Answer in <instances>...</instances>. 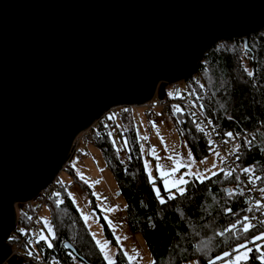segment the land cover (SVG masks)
Returning <instances> with one entry per match:
<instances>
[{
  "label": "water",
  "instance_id": "95a60500",
  "mask_svg": "<svg viewBox=\"0 0 264 264\" xmlns=\"http://www.w3.org/2000/svg\"><path fill=\"white\" fill-rule=\"evenodd\" d=\"M263 27L264 0H0V264H22L15 205L53 182L79 132L162 100L218 40L247 51Z\"/></svg>",
  "mask_w": 264,
  "mask_h": 264
},
{
  "label": "trees",
  "instance_id": "16d2710c",
  "mask_svg": "<svg viewBox=\"0 0 264 264\" xmlns=\"http://www.w3.org/2000/svg\"><path fill=\"white\" fill-rule=\"evenodd\" d=\"M245 69L253 75L250 77ZM195 77L200 83H194L192 78L186 81L190 100L211 121L219 135L226 136L225 133L229 132L233 136L253 133L250 147L238 149L235 158L241 169L252 168L254 176L261 177L255 184L258 189L264 188V27L255 36L248 37L247 51L243 49L241 40H218L197 64ZM164 98L167 100L166 93ZM180 109L183 114H174V109L169 110L175 132L187 143L193 158L200 160L210 153L209 147L184 108ZM110 116L114 118L109 119ZM109 117L95 123L90 144L100 152L111 172L118 193L126 203L127 226L132 233L141 236L152 262L183 264L194 260L196 264H208V260L215 256L225 251L231 252L240 243H247L253 249L249 253L248 264H260L255 245L248 241L264 228L258 225L247 234L240 232L239 224L245 216H250V211L249 200L237 189L235 176L225 178L218 171L217 175H212L203 183L191 178L187 180L189 184L184 185L187 189L185 195L181 196L173 190L176 199L161 205L143 172L131 107H124L121 114ZM112 129L116 130L122 142L126 154L124 162L118 161L109 140L108 131ZM125 140L127 148L124 146ZM158 185L161 196L167 200L168 193L159 182ZM63 190L59 207L57 198H51L46 203L49 226L56 234L54 240L48 237L53 247L49 249L44 241H40L25 244L23 249L52 264H73V261L106 264ZM229 190L236 194L229 195ZM29 214L27 210L17 209L15 231L25 227ZM233 223H237L236 229L223 236L217 235ZM104 229L109 243L115 246L109 231ZM65 242L71 246L74 254L63 246ZM257 243L264 244V241ZM8 244H11L10 239ZM226 261L230 264V258ZM115 262L128 264L119 250ZM222 262L217 261L216 264Z\"/></svg>",
  "mask_w": 264,
  "mask_h": 264
},
{
  "label": "rangeland",
  "instance_id": "374dc122",
  "mask_svg": "<svg viewBox=\"0 0 264 264\" xmlns=\"http://www.w3.org/2000/svg\"><path fill=\"white\" fill-rule=\"evenodd\" d=\"M177 85V91L173 90L172 85L166 86L165 91L167 100L181 98L182 93H185L188 100L190 101L191 97L189 89L186 85V81L178 82ZM156 101L157 100L155 99V97H153L151 100L152 104H154ZM145 111L146 107L144 106L131 107V114L136 138L138 141L142 142V145L140 146V155L141 148L143 147V155H141V164L147 181L148 176L145 173L144 169L145 161H148L152 171V175L154 177H156L157 175L155 170V165L157 161L153 159L151 155L148 154L149 150L152 148H155L156 154H158L162 158L160 160V163L165 168H170L173 163V161H169L168 159H166V157L169 155L173 157H178L182 164L187 166L181 167L180 171L176 173L175 178H179L180 175H184L185 180H189L191 178L195 179V177L192 175L193 173L199 174L203 177H211L213 172L217 173L219 171L218 163L216 162L214 153L210 152L207 156L200 160H195L192 156V160L189 161L188 154L190 152V149L187 143L178 136L177 132H175L174 124L172 123V121L164 123L160 120L159 108H151L148 114H145ZM153 123L156 125L155 128L153 127ZM157 131L159 132V136L157 135ZM110 132L112 133L111 137L109 136ZM108 137L114 151L116 153L122 152V142L119 136L117 135L115 129L108 131ZM143 137H147V139H142ZM161 138H163V143H161ZM81 155H87L88 159H82L80 157ZM201 161H204V163H201ZM214 164L215 167H213ZM101 169L103 171H101ZM81 175H83V177L88 181V183H85V181L80 178ZM95 181H99V183H94ZM68 182L73 183V188L69 190H63L65 196L70 200V202L74 206L95 246L96 243L93 240L92 234H96V239L102 241L108 240L104 232L105 227L112 236V239L115 244V246H112L109 243V247L107 249L108 254L112 256L114 261L117 251H120L122 247L124 251H127L130 255H134L133 249H135L136 252L139 253V257L136 259V261H134L136 264L152 263V257L147 247L145 246L141 236L137 233H132L129 230L126 223L125 200L122 198L121 195H119L117 184L111 172L105 166L100 152L91 144L83 142L79 143L76 146L74 152L67 158V161L65 162L62 170L57 173L54 179V183L56 186L60 185L64 187ZM158 182L160 183V186L163 189V184L161 183V181L159 180ZM158 182L156 180V188H159ZM89 184H92L93 186L89 187ZM151 188L153 190V185H151ZM69 194H71V197L69 196ZM60 195L61 189H56L52 194V198H57L58 200H60ZM98 196L99 199L97 198ZM73 201H75V203ZM101 204H103L106 208H116L117 210L113 212L101 211L100 207H98V205ZM105 215L108 216V219L112 221L113 226L115 227V236L121 237L122 242L120 245L116 244L113 231L105 222ZM82 216L88 217L87 223H85ZM38 221H40V230L37 233L38 239L40 233H43L44 236L48 237V229L44 226L43 223V221H47L49 224V208L47 205L42 206V208L40 209L38 213ZM124 237H127V239H124ZM19 252H24V250L20 249ZM121 253L124 257L123 252ZM27 255H29V253H27ZM101 256L103 258L102 254ZM125 260L127 261L126 258ZM73 262V264H80L76 261ZM183 264H196V262L192 260ZM220 264H229V261L224 260V262Z\"/></svg>",
  "mask_w": 264,
  "mask_h": 264
},
{
  "label": "built area",
  "instance_id": "2783aa9c",
  "mask_svg": "<svg viewBox=\"0 0 264 264\" xmlns=\"http://www.w3.org/2000/svg\"><path fill=\"white\" fill-rule=\"evenodd\" d=\"M194 81V83H200V80L195 77H191ZM166 88V87H165ZM172 88L174 91L178 90L177 83L172 84ZM166 93L164 89V94ZM192 102V103H191ZM193 103L192 100H188L185 93H182L181 98H175V99H168L166 100L163 98L162 100L156 101L154 104H152L151 100L143 105L146 107L145 114H148L150 112L151 108L157 107L160 109V120L164 123H168L171 121V118L169 116V110L174 109V106H180L184 108L185 112L188 114L190 121L194 125L196 131L205 139L209 150L211 153H219V156L215 154L216 162L218 163V170L224 174V171H234L232 172L231 176H239L240 179L237 181V189L239 192L243 193L248 200H249V208L252 209L250 211V221L253 225H260L264 228V225H261L259 223L260 220H264V215L261 213L264 212V209H256L255 204L257 201H260L262 205H264V195L259 191V189L253 184L249 183V177L247 174H244L242 172V169L239 167L238 163L236 162L235 158V152H233V149L236 148L237 145H239L240 148L247 149L250 147L251 143L248 144L246 141H253V133L248 132L241 135L233 136L232 139H230L228 136H221L219 135L212 124H209V120L206 119L196 108V106ZM124 107H114L107 110L100 119H106L109 115H118L123 112ZM195 114V115H193ZM96 121V122H97ZM94 122L90 127L87 129L79 132L77 136L74 138L70 153L71 155L76 146L83 142V143H91V134L92 131L95 129L96 125ZM199 128H202L203 131L198 130ZM227 141V143H225ZM211 142V146L209 144ZM137 145L141 146L142 142L137 141ZM69 157V156H68ZM82 159H88L87 155H81ZM117 159L119 162H124L126 160V154L122 150V152L117 153ZM223 169L224 171H221ZM69 190L73 188V183L69 182L64 187L62 186H56L54 183V180L51 184H49L45 189L41 190L38 195L33 198L30 201H27L23 204H18L20 207L18 208L17 205L16 209L18 210H27L30 212L28 215L27 224L25 227L19 231H14L9 235L8 241L10 239L11 244H8L10 247V255L9 257H15L17 260H19L22 264H52L50 262H45L41 260L40 258H37L34 255H27V252L23 249V246L25 244H33L38 240L37 233L40 230V222L38 223V213L42 206L46 205V203L52 198V194L54 190L56 189H62ZM15 209V211H16ZM254 217V219H253ZM31 218V219H29ZM255 226V227H256ZM16 228V227H15ZM7 241V243H8ZM20 249H23L24 252H19Z\"/></svg>",
  "mask_w": 264,
  "mask_h": 264
},
{
  "label": "snow or ice",
  "instance_id": "6c2138e0",
  "mask_svg": "<svg viewBox=\"0 0 264 264\" xmlns=\"http://www.w3.org/2000/svg\"><path fill=\"white\" fill-rule=\"evenodd\" d=\"M246 50H247V46H246ZM246 72H248V75L251 77L253 75V73L251 71H248V69H245ZM195 106V105H193ZM223 107V105H222ZM201 111H203V109L201 108ZM175 113H181L183 114L182 110L178 107V106H174V114ZM195 115V114H193ZM114 117H109V119H113ZM209 124H211V121H209ZM117 127H120L119 125H117ZM153 127L155 128L156 125L153 123ZM198 130L203 131L202 128H199L198 126ZM112 133H109V136L111 137ZM157 135L159 136V132L157 131ZM226 136H228L230 139L233 138V134L231 132L229 133H225ZM142 139H147V137H143ZM163 138H161V143H163ZM225 143H227V141H225ZM246 143L250 144V141H246ZM210 146H211V142H209ZM125 148H127V141L125 140L124 143ZM239 149V145L236 146L235 149H233V152L237 151ZM149 155H151L153 157V159H155L157 161L156 165H155V170H156V177H154L152 175V171L150 168V165L148 163V161L144 162V169H145V173L148 176V182L149 184L153 185V192L155 193V196L157 198V200L159 201V203L161 205L166 204L167 201H171L176 199V195L175 193H179V195L183 196L185 195L187 189L184 187V185H188L189 181L184 179V175H180L179 178H175L176 177V173L180 171L181 167H187L186 165H183L182 162L180 161V159L178 157H173L171 155L167 156L166 159H168L169 161H173L172 166L170 168H165L161 163L160 160L162 159L158 154H156L155 148H152L149 150ZM217 156H219V153H215ZM141 155H143V147L141 148ZM188 159L189 161L192 160V154L191 152H189L188 154ZM237 159H239V156H237ZM201 163H204V161H201ZM213 167H215V164L213 165ZM101 171H103L101 169ZM221 171H224L223 169H221ZM234 171V169L232 171H224V176L225 178L229 177L232 175V172ZM242 172L244 174H247L249 177V183L253 184V186H255V181L260 180L261 177L260 176H254V170L252 168H244L242 169ZM79 175V174H78ZM196 180H199L200 183H203L205 179H209V177H203L199 174L193 173L192 174ZM213 176L217 175L216 172L212 173ZM80 178L82 180L85 181V183H88V181L83 177V175L80 176ZM159 179L161 181V183L163 184V190L165 192L168 193L167 196V200L161 196V191L159 188L155 187L156 184V180ZM240 177L237 176L236 180L239 181ZM94 183H99V181H95ZM92 184H89V187H92ZM173 190H175V193L173 192ZM259 191L261 193H264V188H260ZM236 193H234L232 190H229V195H235ZM241 195L243 194L242 192L240 193ZM95 195V193H94ZM69 196L71 197V194H69ZM99 199V196L97 197ZM262 199H264V197H262ZM75 203V201H73ZM57 207L60 206V204L62 203V201H57ZM98 207H100L101 211H106V212H113L116 211V208H106L103 204L98 205ZM255 208L256 209H264V205H262L260 203V201H257L255 204ZM227 211H231L230 209H228ZM248 211H252L251 208L248 209ZM262 215H264V212L261 213ZM82 218L84 219L85 223H87L88 221V217L87 216H82ZM31 219V218H29ZM105 222L108 224L109 228L113 231L114 234V238L116 241L117 245L121 244V237L119 236H115V227L113 226V223L111 220L108 219V216L105 215L104 217ZM254 219V217H253ZM40 221H38L39 223ZM44 226L48 229V237H51L52 240L56 239V234L52 231L51 227L49 226L47 221H43ZM259 223L261 225H264V220H260ZM237 223H233L229 228L224 229L223 231L217 233V235L219 236H223L225 235L226 232H232L234 229L237 228ZM256 225H253L250 221V218L245 216L243 218V222L239 224L240 227V232L247 234L249 232H251V230L255 227ZM48 237L44 236L43 233L39 234V239L36 241V243H39L40 241H44V243L47 245V247L49 249H51L53 247V244L51 243V241L48 239ZM93 240L96 243L97 248L99 249L100 253L103 255L104 260L106 261V264H116V262L113 260L112 256L108 254L107 249L109 247V241L108 240H99L96 239V234H92ZM124 239H127V237H124ZM258 241H264V231H262L259 235H255L253 236L248 243L254 244L256 245L255 247V252L258 253L259 255L257 256V259L260 261V264H264V244H257ZM65 248L70 247V245L65 244L64 245ZM121 252H123L124 257L127 259L128 264H134V261H136V259L139 257V253L136 252L135 249H133V253L134 255H130L127 251H124V249L121 247L120 249ZM253 249L248 247L247 243H240L237 247H234L232 249L231 252L225 251L223 252L222 255H217L215 256L214 259H210L208 260V264H216L217 261H224L228 258H230V264H248V260H249V253L252 252ZM29 255H32V253H29ZM71 255V254H70ZM152 264H156L155 261L152 262Z\"/></svg>",
  "mask_w": 264,
  "mask_h": 264
},
{
  "label": "crops",
  "instance_id": "0c3cea01",
  "mask_svg": "<svg viewBox=\"0 0 264 264\" xmlns=\"http://www.w3.org/2000/svg\"><path fill=\"white\" fill-rule=\"evenodd\" d=\"M69 183V182H68Z\"/></svg>",
  "mask_w": 264,
  "mask_h": 264
}]
</instances>
